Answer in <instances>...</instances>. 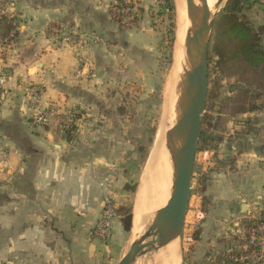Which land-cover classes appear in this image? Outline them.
<instances>
[{
    "label": "crops",
    "instance_id": "obj_1",
    "mask_svg": "<svg viewBox=\"0 0 264 264\" xmlns=\"http://www.w3.org/2000/svg\"><path fill=\"white\" fill-rule=\"evenodd\" d=\"M249 2V19L264 26V0ZM132 3L135 22L133 15L119 19L113 0H0V16L17 24L14 41L0 42V264H116L122 256L118 218L105 241L93 231L107 191L115 206L124 204L137 158L138 118L131 103H117V89L155 66L153 0ZM58 25L82 37L83 46L55 44L49 34ZM31 88L40 90L39 105L57 112L47 125L30 119ZM73 109L79 115L64 131V116ZM242 117L244 135L228 122L216 132L223 139L216 153L202 152L203 164L197 165L199 177L215 162L229 160L210 174L203 196L212 205L202 226L238 215L245 227L264 213V100ZM105 182L107 190L100 187ZM132 226L131 220V233ZM180 246L146 264L162 263L163 253L174 248L181 264ZM229 248H220L219 258L229 257ZM207 255L202 263L214 264L217 258Z\"/></svg>",
    "mask_w": 264,
    "mask_h": 264
},
{
    "label": "rangeland",
    "instance_id": "obj_2",
    "mask_svg": "<svg viewBox=\"0 0 264 264\" xmlns=\"http://www.w3.org/2000/svg\"><path fill=\"white\" fill-rule=\"evenodd\" d=\"M172 1L174 3V9H175L176 0H172ZM165 4H166V0H153L151 13H150L152 15L151 18L152 26L155 29L156 40H157L156 42L157 45L155 48L156 51V59L154 61L155 66H153L152 69H149V72H146L147 76L135 80L136 83L133 84L127 83L126 86L124 85L117 89V99H116L117 103L120 105L126 102L131 103L134 109L133 115L137 116L138 118V125L136 126V132L139 134L140 138L137 141V145H136L137 158L135 160V164L133 165V168L131 169L129 175L130 180L128 181V184L130 186L135 187V191L133 193L131 192L126 193L125 201L123 202L124 204L122 205L125 208H131L132 223H134L135 220L134 209L137 202V193L139 192V188H140L139 185H140L142 173L147 167V162L150 161L149 159L151 158V154L153 152V148L155 144L159 142L161 138L162 141L160 142H162L163 144L161 143L160 146H162L164 149V138H163L164 136L162 137V135L165 134L166 118L174 102L176 65L177 63L180 62L181 53L183 50L181 49L180 54L176 56L175 53H173L174 52L173 48L175 47L174 41L176 38L175 34L177 29L176 10H174V18H172L171 20L169 18L167 8H165L166 6ZM245 14L248 16V10L245 12ZM122 20L125 21V19ZM171 24L173 25L172 27ZM184 36L185 35H183V41H182L183 45H184ZM215 79L216 76L211 69V74H210L211 84L209 83L208 80V91L209 89L213 88L212 82ZM222 84L223 87L219 90V94L220 97H226L230 89L226 84L224 83ZM166 85H167V91L165 88ZM171 90L173 91V93L171 92ZM164 92L168 93L169 97L168 96L166 97L167 94ZM167 98L168 100L170 99L169 100L170 102L168 100L165 101V99ZM165 102H167L166 105H168V108L165 105ZM168 102L170 103V105ZM244 120H245L244 117L238 116L237 118H235L234 122L233 121L230 122L233 123L232 126L239 127L240 135H244L246 131L245 129L242 128L245 125ZM140 148H144L146 152H138ZM167 154L170 160L168 151ZM201 155L202 152L196 153L198 164L194 166L193 177H192V187H194V189H195L196 179L199 175L197 174V172L199 171L198 169L199 167L197 165H199V163L203 164V158ZM169 160L165 175V181L167 178V171L170 166ZM207 169L208 167L206 168V170ZM220 185H224V184H220ZM214 186L217 191L218 184ZM224 189L227 190V187H224ZM196 197H197L196 193L193 192L194 199H192V205L194 204V200ZM198 197L200 198V196ZM215 197L218 199L217 194ZM227 199L228 198H226L225 200ZM200 201L202 207L203 205L202 200ZM210 204L211 203L207 205L206 207L207 210H211ZM115 207L118 208L117 206ZM192 214L193 211L190 210V213L186 218L183 237L180 243L181 264L183 257L186 260L185 264H203L202 260L203 257L207 255V252H209L211 255L213 254L216 258H219L220 256L219 249L223 248L225 244H229L230 246L229 250L233 249L232 247L235 242L239 243V245L237 246L238 249H233V251H230L229 257L228 258L226 257V259L228 261L234 262L233 259L236 257L235 254L238 253L240 256L241 253L243 252V255L240 258H237L236 260L238 261V264H244L243 262L240 261V259L243 260L245 258L244 248H243L245 246V227H243L244 226L243 220L242 218H240V216L236 215L235 217L228 219L225 222L224 221L219 222L220 224L219 223L216 224L217 226L215 227L214 223L211 222H208L207 224L202 226L203 225L202 222L205 220V215H203L204 217L201 221L196 220L193 223V225H190L189 222H191ZM151 223H152V218L148 222L145 230L140 235L135 236V234H133L134 231H132V233L131 231L129 233H125V232L123 233L121 239V242L123 243L122 254L128 250L129 246L133 243V241L139 239L141 236L147 233L148 229L151 226ZM242 227H243V231H241ZM198 230L200 231L199 235H201L202 233L201 238H199L198 236V241H194L192 239V236ZM218 230H219V234H218ZM212 244L214 245L213 246L214 249H211ZM216 253H218V255H216ZM153 255L154 253L151 249L145 250L134 260L132 264H146L147 260H149ZM219 264H225V263L221 260Z\"/></svg>",
    "mask_w": 264,
    "mask_h": 264
},
{
    "label": "trees",
    "instance_id": "obj_3",
    "mask_svg": "<svg viewBox=\"0 0 264 264\" xmlns=\"http://www.w3.org/2000/svg\"><path fill=\"white\" fill-rule=\"evenodd\" d=\"M116 1V0H113ZM165 8L169 18H174V3L166 0ZM250 8L249 0H228L222 12L218 14L213 25L209 56L208 80L210 81L211 69L216 79L212 82L213 88L209 89L205 102V112L201 121V129L197 144L198 152H214L218 150L223 139L216 132H224L228 122H234L238 116H244L258 109L261 100H264V26L256 27L245 14ZM135 22L136 14H132ZM173 25L171 24V27ZM17 36L15 19L0 16V42L11 44ZM229 87L226 97H220L219 90L223 84ZM120 113H124L119 109ZM151 141V140H150ZM138 152H146L140 148ZM229 160L215 162V167L208 168L205 174L197 177L193 192L202 195L201 212L207 214L209 199L203 194L210 174L217 171ZM124 192L133 193L135 187L126 184ZM122 230L129 233L131 230V208L120 206L115 210ZM200 231H196L192 239L198 241ZM226 258H217L225 264H238ZM207 257H210L207 255ZM228 258V257H227ZM186 260L182 258V264Z\"/></svg>",
    "mask_w": 264,
    "mask_h": 264
},
{
    "label": "water",
    "instance_id": "obj_4",
    "mask_svg": "<svg viewBox=\"0 0 264 264\" xmlns=\"http://www.w3.org/2000/svg\"><path fill=\"white\" fill-rule=\"evenodd\" d=\"M228 0H216L210 15L205 0H182L186 36L175 78L174 102L165 123L164 147L170 156L169 192L147 233L133 241L116 264H132L145 250L154 254L181 243L192 194V177L208 92V56L216 17ZM181 7V6H180ZM178 14V8L175 7ZM246 206L240 208L244 214ZM131 231V230H130Z\"/></svg>",
    "mask_w": 264,
    "mask_h": 264
},
{
    "label": "built area",
    "instance_id": "obj_5",
    "mask_svg": "<svg viewBox=\"0 0 264 264\" xmlns=\"http://www.w3.org/2000/svg\"><path fill=\"white\" fill-rule=\"evenodd\" d=\"M133 0H116L114 3V13L120 19H129L134 12ZM49 38L55 44H63L72 48H80L83 46L84 41L82 37H76L72 34H69L66 30V27L63 25H58L53 28L49 34ZM3 71L0 72V87L3 85ZM29 100L30 119L35 125H47L51 119L57 117V112L55 108L51 106H41L39 105L40 90L37 88H31L27 91ZM79 115L77 109H73L67 112L64 116V122L61 125L62 130L69 131L73 127L74 119ZM4 149L0 141V156L4 155ZM100 187L107 190L108 184L101 183ZM115 204L112 198L107 194L104 195L102 200V209L101 216L93 231V235L98 239L105 241L110 236L112 230L113 222L116 218L115 215ZM190 210L193 211L191 216L190 225L197 220L203 219V213L201 212V203L200 201L194 200L192 205V198L190 199L188 210L186 213V218L190 213ZM185 218V224H186ZM193 220V221H192ZM243 260L240 259L244 264H260L264 261V213L257 219L251 220L248 224H245V246ZM235 262H238L235 260ZM240 263V262H239Z\"/></svg>",
    "mask_w": 264,
    "mask_h": 264
},
{
    "label": "bare ground",
    "instance_id": "obj_6",
    "mask_svg": "<svg viewBox=\"0 0 264 264\" xmlns=\"http://www.w3.org/2000/svg\"><path fill=\"white\" fill-rule=\"evenodd\" d=\"M205 2H206V8L209 10V14L210 15L214 14L217 11L216 9H214V4H215L216 0H205ZM175 7L178 8V14L176 13L177 29H176V34H175L176 38L174 41L175 47L173 48L174 49L173 53H175V56H176V55H179L180 50L184 48V47L182 48V45H183L182 41H183V35L186 36V33H185L186 27H185V23H184L185 12H184V6H183L182 0H176L175 1ZM181 26H182V29H181ZM185 36H184V42H185ZM182 53H183V50H182ZM182 53H181V55H182ZM178 70H179V63H177V65H176V75L178 73ZM172 83H173V81H172ZM165 88L167 91V85L165 86ZM171 92L173 93L172 90H171ZM164 93H166V92H164ZM166 94H167L166 97L167 96L169 97L168 93H166ZM171 96H170V99H171ZM166 100H168V98L165 99V101ZM166 103L167 102H165V105H166ZM169 105H170V103H169ZM166 106L168 108V105H166ZM163 136L164 135H162V137ZM160 141H162V138L160 139ZM160 141L155 144V146L153 148V152L151 154V158L149 159L150 161L147 162V167L141 176L140 185H139L140 188H139V192L137 193V202H136V206L134 209L135 220H134V223H132V225H133L132 231H134L133 234H135V236L140 235L145 230L148 222L153 217V214L158 209L162 208L165 205L167 198H168V192H169V187H170V183H169L170 166H169V169L167 171L166 181H165V175H166V170L168 167L169 158H168V154H167L165 147L163 149V147L160 146L162 143ZM178 244H180V243L178 241H176L175 243L171 244L167 248H169V247L173 248L172 246H175ZM167 248H165V249H167ZM165 249H163V250H165ZM164 255H165V258L163 259L164 261H161L162 263H160V264H179L178 249L174 248V249L168 251L167 254L163 253V257H164Z\"/></svg>",
    "mask_w": 264,
    "mask_h": 264
}]
</instances>
